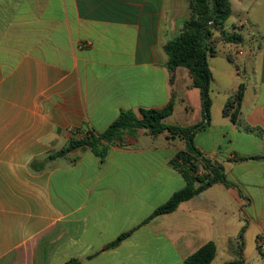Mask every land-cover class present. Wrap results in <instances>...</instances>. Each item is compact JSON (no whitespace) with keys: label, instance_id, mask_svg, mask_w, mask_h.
<instances>
[{"label":"crops","instance_id":"obj_1","mask_svg":"<svg viewBox=\"0 0 264 264\" xmlns=\"http://www.w3.org/2000/svg\"><path fill=\"white\" fill-rule=\"evenodd\" d=\"M231 5L226 29L248 50L238 63L229 43L209 56L211 122L194 143L232 186L153 217L186 185L171 165L185 140L142 128L117 137L105 162L85 145L49 156L172 98L165 123L202 121L190 71L167 67L185 0H0V264H185L209 242L211 264H264V0ZM241 84L233 121L224 109Z\"/></svg>","mask_w":264,"mask_h":264},{"label":"trees","instance_id":"obj_2","mask_svg":"<svg viewBox=\"0 0 264 264\" xmlns=\"http://www.w3.org/2000/svg\"><path fill=\"white\" fill-rule=\"evenodd\" d=\"M192 17L184 20L182 31L175 38L169 40L165 46L168 56V69L173 72L177 67H185L190 71L194 86L200 89L203 118L202 121L190 125L180 126L165 123L174 110L175 99L172 98L167 106L161 109H143L142 117L133 111L124 110L118 118L103 132L89 130L81 139L72 138L69 144L49 158L63 156L71 150L88 146L100 159L105 162L110 146L117 137L125 133H135L139 129H146L152 135L168 132L172 137H179L186 142V150L178 152L171 165L185 178L186 185L163 206L158 208L153 217L175 211L179 205L216 183L231 187L224 167L216 160L203 155L195 146L194 137L204 131L211 122V71L208 64L209 56L217 53L220 43H242L243 36L226 29V21L232 15L231 0H190ZM244 85L227 103L224 113L236 121L240 113V104L243 98ZM264 158V157H255ZM245 160V158H240ZM35 170L44 168L43 164L33 162ZM196 184H199L196 186ZM242 240V234L240 236ZM217 254V246L209 242L194 254L189 256L185 264H211ZM240 261L226 264H239ZM67 264H78L75 261Z\"/></svg>","mask_w":264,"mask_h":264},{"label":"rangeland","instance_id":"obj_3","mask_svg":"<svg viewBox=\"0 0 264 264\" xmlns=\"http://www.w3.org/2000/svg\"><path fill=\"white\" fill-rule=\"evenodd\" d=\"M239 0H233V6L234 8H237ZM185 20H188L192 17V10L190 7V0H185ZM236 11V10H235ZM238 13V12H236ZM238 18L237 14H233L231 15V17L226 21V28L228 30H233V24L236 21V19ZM246 28L248 27L247 25L245 26ZM183 26H181V28H179L178 34L181 33ZM247 31V29H245ZM233 32V31H230ZM248 47L246 44L242 43H229L228 45H225L222 47V51H227L232 58L234 59L235 63H238L240 60V56L241 53L240 52H245V54L247 53ZM240 53V54H239Z\"/></svg>","mask_w":264,"mask_h":264},{"label":"built area","instance_id":"obj_4","mask_svg":"<svg viewBox=\"0 0 264 264\" xmlns=\"http://www.w3.org/2000/svg\"><path fill=\"white\" fill-rule=\"evenodd\" d=\"M257 246L261 253H264V234L261 235L257 240Z\"/></svg>","mask_w":264,"mask_h":264}]
</instances>
